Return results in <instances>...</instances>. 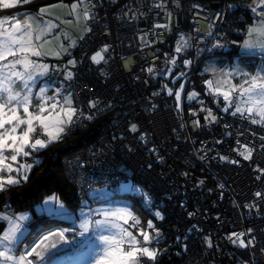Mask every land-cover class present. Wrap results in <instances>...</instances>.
<instances>
[{"label":"snow or ice","instance_id":"snow-or-ice-1","mask_svg":"<svg viewBox=\"0 0 264 264\" xmlns=\"http://www.w3.org/2000/svg\"><path fill=\"white\" fill-rule=\"evenodd\" d=\"M27 3L29 0H0V11L7 12ZM173 4L180 7L179 0H173ZM165 6L166 0H154L148 9L149 12L153 9L165 11L166 22L153 24L150 29L153 35L155 29L173 32L172 13L166 11ZM58 7L68 9L67 15L74 19L55 15L51 9ZM235 7L226 4L224 9L204 15V7L194 4L193 8L199 9L194 15L207 23V32L201 35L198 27L192 30L196 35L176 32L172 52L163 54V66L148 64L141 69L146 76L136 75L135 79H144L151 84L157 77H162L161 89L154 91L152 96L166 92L173 99L177 115H181L184 110L183 94L194 63L189 58L181 61V57L190 55L189 50L192 48H196L199 55L201 51L212 52L213 49L225 47L224 33L218 32L217 27ZM246 7L252 13V23L237 28V32L243 36L242 40L231 41L240 49L238 57L223 67L206 63L201 75H210L202 80L204 98L201 92L193 88L186 92V99L189 115L195 117L192 124L196 129H223L221 139L214 140L215 144L230 143L235 135L230 152H217L213 159L249 169V180L255 185L251 197L243 204L237 200L232 203L237 209H248L250 214L255 210V215L264 222V0H252ZM95 9L94 0H73L70 5L59 0L58 4L39 7L36 13L0 17V194L22 187L30 180L31 172L41 163L39 153L42 150L63 141L85 121H93L98 113L113 107L111 100L96 96L87 99L86 111L82 103L85 93L81 91L78 96L74 87L83 64L90 62V66L99 67L112 60L107 53L113 45L108 43L93 48L80 59L73 55V50L81 47L94 31L90 22L96 18ZM123 14L130 20L136 19L137 15H145L140 9L133 11L131 8ZM81 19L86 22V26L76 38L70 37L61 28L64 24H79ZM197 23L193 20V24ZM146 35H140L141 51L143 47H150L157 42L147 41ZM197 39L205 41L203 48L196 46ZM48 57L58 62H46ZM256 57H259V63H254ZM121 59L125 60V69L131 71V58ZM178 67L180 70L176 71ZM53 72L57 74L56 81L51 79ZM102 74L106 80L113 75L103 69ZM169 80L173 86L166 82ZM176 84L179 86L175 87ZM84 87L89 93L95 91L90 83H85ZM116 87L119 88L118 83ZM209 100L215 104V109L209 106ZM193 102L200 107L195 108ZM156 108L157 105L150 103L148 110L154 111ZM199 113L204 114L203 124ZM228 117L232 118L231 123ZM221 121L224 123L221 124ZM126 131L133 134V138L148 153H155L158 162L164 161L158 145L149 140L148 132H142L138 123L130 122ZM150 143L151 147L148 146ZM136 150L133 145L128 146L129 152ZM257 155L261 160L255 158ZM199 159L205 160L206 156H200ZM147 167L151 169L152 164ZM182 175L187 177L188 174L185 172ZM204 184L205 180L200 179L193 186L202 187ZM217 187L221 189L220 197L223 198L222 190L226 185L219 183ZM130 191L136 192L140 200L134 203L117 198L119 192ZM87 195L94 198L89 202L82 196L77 208L69 206L53 193L45 196L35 206L34 212L16 211L5 199V210L0 211V264H159L168 249L159 247L166 241L156 221H163L165 216L154 205L150 193L145 192L143 187L129 185H121L118 191L110 190L105 183L103 188L95 190L90 186ZM168 198L172 199L171 196ZM178 203L181 208L187 207L183 201ZM138 204H142L139 210ZM144 211L149 214L146 220L142 217ZM35 213L41 214L47 226L42 224L36 227L32 223ZM187 216L193 217L194 212L188 211ZM192 231H199L198 226L193 224L187 230ZM256 233L255 226H246L243 230H232L226 235L225 239L232 245L244 250L243 259H239L238 264H264V260L255 258L257 246L264 257V241L258 242ZM260 235L264 236V228L260 229ZM187 239L185 236L184 240ZM174 243L176 247L188 251V244L182 243L180 236H176ZM203 243L208 248L213 247L210 236H205Z\"/></svg>","mask_w":264,"mask_h":264},{"label":"built area","instance_id":"built-area-1","mask_svg":"<svg viewBox=\"0 0 264 264\" xmlns=\"http://www.w3.org/2000/svg\"><path fill=\"white\" fill-rule=\"evenodd\" d=\"M153 2L154 0H94L96 18L90 22L94 31L81 47L76 48L74 56L80 59L93 48L108 43L113 45L112 50L107 53L112 60L108 64L102 63L99 67L90 66V62L83 64L74 87L78 96L81 91L85 93L82 103L86 111L87 99L96 96L102 100H111L113 107L98 113L93 121H85L82 126L72 131H82L95 122H101L90 140L83 142L63 157L65 177L75 189L79 202L82 196L91 200L87 195L90 186L95 190L103 188L105 183L112 188L122 183L135 182L145 188L152 195L154 205L158 206L172 222V228L164 231L169 242L162 248L168 249L163 256L171 254V258H176L173 264H238V260L243 259L244 250L225 239L230 231L255 226L258 242L264 241V236L260 235L264 222L255 215V210L250 214L248 209H237L232 203L233 200L241 204L248 202L255 185L249 180V169L237 168L213 159L217 152L222 154L230 152L235 135L230 143L215 144L214 140L221 139L223 129L220 127L196 129L192 124L195 117H190L186 99V92L193 88L201 92V97L204 98L202 80L209 76L201 75L203 60L238 49L237 45L231 43L237 39L229 36L221 28L224 23L222 22L218 25L217 31L224 33L225 47L213 49L212 52L201 51L199 55L196 48H192L189 50L190 55H182L181 61L183 58H189L193 59L194 63L183 94L184 110L181 115H177L173 99L169 98L166 92L160 96H152L154 91L161 89L162 77H157L151 84L144 79L139 81L135 79L136 75L146 76L141 69L148 64L163 66V54L172 52L176 32L196 35L192 31L194 27L201 30V35L207 32V23L194 15L199 11L193 8L194 4L202 5L204 15H209L224 9L226 4H232V0H179V8L174 6L173 0H166V11L172 13L173 32L155 29L154 35L150 31L152 25L165 23L166 19L164 10L148 11ZM129 8L133 11L140 9L145 15H137L136 19L130 20L123 14ZM16 9L18 8L8 10L6 13L15 14ZM193 20L198 23L193 24ZM141 33H147L145 36L147 41L157 42L150 47H143L141 51ZM195 44L203 48L205 41L197 39ZM208 46H211V40L208 41ZM121 57L131 58L129 62L131 71L125 69V60ZM102 69L113 74L111 79H105ZM179 70L178 67L176 71ZM166 82L173 86L170 80ZM85 83L93 85L95 91L89 93L84 87ZM208 102L209 106L215 109V104H211L210 100ZM150 103L157 105L156 110H148ZM193 106L197 109L200 107L195 102ZM203 115L199 113L201 124L204 123ZM130 122L138 123L142 132H148L149 140L158 145L160 154L164 156L163 162H158L155 153H148L144 146L133 138V134L126 131ZM228 122H232L231 117H228ZM223 123L224 121H221V124ZM181 124L184 125L183 128L180 127ZM246 135L252 139L250 134ZM201 141L205 143L202 144ZM129 145L138 150L129 152ZM148 146L151 147L152 144ZM200 156H206V159L201 160ZM255 158L261 160L258 155ZM148 164H152L151 169L147 167ZM185 172L188 174L187 177L182 175ZM200 179L205 180V184L202 187H194V183ZM219 183L226 185L222 190L223 198L220 197L221 189L217 187ZM169 196L172 199H169ZM138 200L140 197L136 196L135 201ZM179 201H183L187 207L181 208ZM138 205L142 207V204ZM4 210L3 205L1 211ZM188 211L194 212V216L188 217ZM193 224L198 226L199 231L187 232ZM176 236L181 237L182 243L188 244V251L176 247L174 243ZM185 236L188 237L186 241ZM205 236L211 237L213 247L208 248L203 243ZM255 252L257 260H264L259 252V246Z\"/></svg>","mask_w":264,"mask_h":264},{"label":"trees","instance_id":"trees-1","mask_svg":"<svg viewBox=\"0 0 264 264\" xmlns=\"http://www.w3.org/2000/svg\"><path fill=\"white\" fill-rule=\"evenodd\" d=\"M32 3H34V1H31L27 4ZM232 4L236 5V7L229 13H227V18L222 24L221 28L225 30L229 36L242 40L243 36L242 34L237 32V28L244 27L245 23L251 24L252 22V13L250 9L246 7V5L250 4V0H232ZM24 5L20 4L17 7ZM0 13L4 12L0 11ZM6 14L16 15L17 13ZM239 52L240 51L238 48L232 50L227 54L239 55ZM257 62L259 63V57H256L254 61V63ZM99 123L101 122H95L94 125L85 130L72 132L63 141L54 143L46 150H42L39 153V159L41 163L31 172L30 180L22 187L14 188L10 192L0 194V211L1 207L4 205L3 202L5 201V199H7L8 203L14 210L18 211L32 208L33 205L42 201L44 196L50 193H55L69 206L77 207L79 205L78 196L75 189L71 186L70 182L65 177V172L62 167V159L67 153L76 149L83 142H87L88 140H90L91 137L95 135L97 131L96 127L99 125ZM139 209L140 207L138 205L137 210ZM142 217L145 220L149 218L148 212L144 211L142 213ZM32 223L36 227H40L42 224L44 226H47L46 220L42 219L41 215H35ZM156 223L162 228L163 233L165 229L172 228V222L167 218L161 222L156 221ZM164 239L167 243L165 237ZM166 243H161L159 247L162 248L164 245H166ZM159 264H173L171 254L163 256L159 261Z\"/></svg>","mask_w":264,"mask_h":264},{"label":"rangeland","instance_id":"rangeland-1","mask_svg":"<svg viewBox=\"0 0 264 264\" xmlns=\"http://www.w3.org/2000/svg\"><path fill=\"white\" fill-rule=\"evenodd\" d=\"M36 1H38V0H36ZM72 2H73V0H64V3H67L69 5ZM251 2H252V0H250V3ZM58 3H59V0H43V1L34 2V3L30 4V5L29 4L26 5V12L36 13V12H38V8L41 7V6H47V5H50V4H58ZM19 11H20L19 9H16V11H14V13L19 12ZM51 11L55 15L63 16L64 19H69V20L74 19L72 16L67 15L68 9H66V8L58 7V8H55V9H51ZM80 11L82 12L83 9H80ZM85 26H86V22L83 19H81L79 24H75V23L74 24H70V25L69 24H64V25H61V28H63L64 31H66L70 37L76 38V37L79 36L81 29L84 28ZM239 51H240V49H239ZM74 52H75V49L73 50V55H74ZM237 57H238V55H236V54H231V55H229V54H219V55H214V56L208 57L205 60H203V62L201 64V72H203L206 63H214L217 67H223L224 65L230 63L232 60L236 59ZM46 62H49L51 64H55L58 61H56L54 58L48 57V58H46ZM206 75L209 76L210 74H206ZM51 79L53 81L57 80V74L55 72L52 73ZM60 79H62V77H60ZM121 185L140 186V187H142L140 184L135 183V182H126V183L119 184L118 186L109 188V189L118 191ZM143 189H144L145 192H147L145 190V188H143ZM52 194L53 193H50L48 195H52ZM48 195H45V196H48ZM136 196H139V195L136 192H134V191L119 192V195H118L117 198L130 200V201H133L135 203V197ZM93 198L94 197H91V200ZM40 202H38L35 205H33L32 208H30V209H23V210H30V212H34L35 206L37 204H39ZM95 206L96 205H93V207H95ZM78 207H79V205L77 206V208ZM23 210H18V211H23ZM35 215H41V214L35 213ZM164 216H165V214H164ZM165 219H166V216H165ZM164 237L167 239V243H168L169 242V238L166 235V233H164ZM173 259L174 258L172 257V263H173Z\"/></svg>","mask_w":264,"mask_h":264},{"label":"crops","instance_id":"crops-1","mask_svg":"<svg viewBox=\"0 0 264 264\" xmlns=\"http://www.w3.org/2000/svg\"><path fill=\"white\" fill-rule=\"evenodd\" d=\"M31 1H34V2H38V1H43V0H38V1H36V0H30L29 2H31ZM21 5H24V4H21ZM30 5V4H29ZM16 8V7H15ZM20 11L19 12H16L17 14H23L24 12H26V5H24V6H19V7H17ZM11 10V9H10ZM6 14V12H4V13H0V17H2L3 15H5ZM16 14V15H17ZM252 23V22H251Z\"/></svg>","mask_w":264,"mask_h":264},{"label":"water","instance_id":"water-1","mask_svg":"<svg viewBox=\"0 0 264 264\" xmlns=\"http://www.w3.org/2000/svg\"><path fill=\"white\" fill-rule=\"evenodd\" d=\"M173 230H174V229H173ZM175 261H176V258L173 259V262H175Z\"/></svg>","mask_w":264,"mask_h":264}]
</instances>
